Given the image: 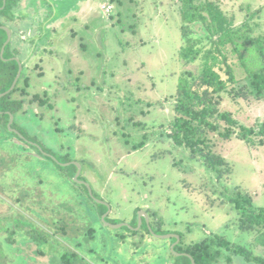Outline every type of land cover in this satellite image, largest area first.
Wrapping results in <instances>:
<instances>
[{"label": "rangeland", "instance_id": "rangeland-1", "mask_svg": "<svg viewBox=\"0 0 264 264\" xmlns=\"http://www.w3.org/2000/svg\"><path fill=\"white\" fill-rule=\"evenodd\" d=\"M209 1L234 15L235 24L247 20L255 35H264V11L248 20L264 0ZM179 6L178 0H20L18 20L7 19L9 30L18 33L0 60L12 61V53L22 66L13 96L21 107L7 131L21 135L20 130L26 142L13 136L0 147V219L14 218L28 234L43 235V224L56 221L52 208L61 211L69 202L74 225L83 230L88 222L94 231L86 253L99 248L103 257L100 262L85 254L77 264H169L176 242L156 238L150 225L180 237L183 245L217 235L249 251L246 261L225 250L229 260L216 264L264 259L254 244L259 231L240 230L241 218L229 201L239 192L250 195L255 208L264 207V93L257 96L250 81L240 79L234 93L221 98L220 110L236 121L237 134L242 127L254 133L227 140L209 133V151L224 161L215 171L199 154L171 143L173 98L182 74L193 69L178 53ZM104 7L111 8L109 14ZM16 150L23 155L13 161ZM71 165L76 187L68 179L73 170L64 169ZM21 166L23 175L16 172ZM83 187L93 204L85 201ZM65 194L70 201L62 199ZM100 206L107 208L104 221L93 214ZM32 209L37 220H29L40 227L26 219ZM140 213L148 217V232L143 222L138 225ZM56 237L46 247L53 262L63 247L80 253L62 238L63 245H56ZM39 247L26 248L42 252ZM13 251L0 245V264H20ZM39 263H45L42 257Z\"/></svg>", "mask_w": 264, "mask_h": 264}, {"label": "trees", "instance_id": "trees-1", "mask_svg": "<svg viewBox=\"0 0 264 264\" xmlns=\"http://www.w3.org/2000/svg\"><path fill=\"white\" fill-rule=\"evenodd\" d=\"M178 1L180 3V23L182 24L180 26L181 44L178 53L183 62L193 69H188L184 75L182 74L177 86L172 106L175 116L169 126V137L174 146L186 148L195 155L199 154L203 158L202 161L211 166L212 171H215L216 167L224 164V161L218 155L213 152L211 154L209 151V133H218L219 137L224 140L231 138L232 135L247 139L249 135L254 133L252 129L242 127L237 134L235 130L236 121L227 112L221 111L219 106L221 105L223 95L234 93L233 86L239 83L240 79L249 80L257 96H261L264 93V35H255L251 23L247 20L235 24L236 17L224 12L218 1ZM19 7L20 0H6L4 6L3 0H0V15L2 17H0V25L6 24L9 27L7 19L18 20L15 17V10H18ZM11 11H14V13ZM263 11V7L258 8L248 20L255 19ZM1 30L0 51L7 39L6 33ZM8 47L9 45L5 48L4 53ZM4 53L2 58H5ZM14 56L11 53L9 58L11 59ZM17 72L18 65L15 61L3 62L0 60V94L9 90ZM17 91L18 83L10 94L0 99V147L4 145L5 140L13 136L25 143L24 140L7 131L9 113L15 117L21 107L20 101L13 98ZM18 131L24 137L21 131ZM262 132H264V129H262ZM32 149L37 151L35 148ZM38 155L43 157L46 163L60 167L43 153L38 151ZM19 156L22 155L18 151L12 156L11 160L14 161ZM66 162H69V160ZM22 168V166L21 168H16L19 169L16 172L21 174ZM29 169L32 172L35 170V166H29ZM64 169L73 170L68 179L72 183L71 185L76 187L71 180L76 172V167L71 165ZM83 190L85 201L93 204L85 187H83ZM70 193V195L76 196L73 191H70ZM65 196L62 199L65 200L67 198L66 201H70L67 197L69 195L65 194ZM229 201L237 215L241 218L238 225L240 230L250 231L257 229L259 232L254 238V244L264 249V207L255 208L251 196L247 194L243 195L239 192L229 196ZM67 206H69V202ZM67 206L61 209V211L52 208V211L57 212L56 221H53L52 224H48L46 221L44 224L50 230L56 232V236L60 240L61 238L64 239L68 244L76 246L84 253L83 249L85 248L87 239H90V241H94L95 239L94 231L90 225L88 226V222L87 227L84 224L85 228L83 230L76 227L74 220L70 217L71 215L75 217V215L72 209ZM83 206L85 207L84 204ZM89 207L92 208L91 206ZM106 210L107 208L100 206L93 213L94 217L99 220ZM83 211L86 215L87 210ZM13 215L12 213L11 218L14 217ZM13 219L9 218L8 221L0 219V232L5 233L4 236L0 235V245L9 246L10 249L14 250L12 255L16 260L20 261V264H36V257H42L46 254L43 251L35 250V257H25L21 248L26 243L31 242L42 249V247L49 246L53 239H50V236L46 235V231L43 235L36 234L33 230H30L31 233L26 234L29 229L26 230L20 227L14 221L12 222ZM142 222L144 229L148 232L144 219ZM150 227L153 233L157 235L171 233L170 231L159 229L154 230L151 225ZM23 230L26 232H23ZM72 230L78 233L84 232V234L82 233L81 236L76 235V233L72 234ZM171 240V244L175 242V239ZM98 243L100 242L98 241ZM60 244L63 245L56 241V245ZM30 245L32 244H27V246ZM63 248L66 251L60 253L56 263L75 264L77 260L81 261L67 247ZM173 250L179 255L173 256V261H168L169 264H191L189 257L194 260L195 264H216L223 258L229 260L230 257L224 254L225 250L236 257H240L246 261L249 260V251L244 246L231 243L225 237L217 235H212V238L207 237L201 242L189 245H183L179 237V243ZM2 257L5 256L3 254L1 256L0 254V258ZM53 257L51 256V259L46 263L40 264H56L52 261ZM253 260L258 264H264V259L254 257Z\"/></svg>", "mask_w": 264, "mask_h": 264}, {"label": "flooded vegetation", "instance_id": "flooded-vegetation-1", "mask_svg": "<svg viewBox=\"0 0 264 264\" xmlns=\"http://www.w3.org/2000/svg\"><path fill=\"white\" fill-rule=\"evenodd\" d=\"M11 12H13V11H11ZM3 26H5V28H8L9 29V27L6 25V24H4ZM18 33V30L15 32H13L12 33V31H11V39H10V41H9V43L5 46V48L8 46V45H10L11 44V42H13V37H14V35H16ZM6 42V41H5ZM4 42V43H5ZM4 43H3V45H4ZM5 48H4V50H5ZM15 58H17L16 56H14L13 58H11L13 61H15L14 59ZM17 86V85H16ZM15 89V88H14ZM13 121H14V119H13ZM5 142H6V140H5ZM26 142V141H25ZM5 144V143H4ZM7 146H9L8 144H6ZM16 151H18V150H16ZM22 151H23V149H22ZM24 152V151H23ZM21 155H23V154H21ZM23 168H22V173H21V175H23L24 173H26V172H23ZM33 210L34 209H32V210H30V212H31V214H29L30 216H26V219L28 220V221H31L30 223L32 224H34V225H36V226H39L40 227V225H37V224H35L33 221H36L37 220V218H36V214H33ZM14 215V217H16V214L15 213H13ZM12 217V216H11ZM32 218V220H33V218L35 219V220H29V219H31ZM101 218L102 217H100V219L99 220H101ZM105 219V218H104ZM143 220V219H142ZM42 227H44V228H46L47 229V231H46V233H48V235L50 236V239H53L54 240V237H56V232H54V231H52V232H49L48 231V227L45 225V224H43V226ZM27 230V229H26ZM23 232H26V231H24L23 230ZM49 233H51V234H49ZM26 234H28V232L26 233ZM0 235H5V233H3V232H0ZM76 235H82V233L80 232V233H76ZM58 237V236H57ZM56 237V238H57ZM56 241H58V242H60V241H62V240H60L59 238H58V240H56ZM92 242V241H91ZM32 244L34 247H35V245L33 244V243H31V242H28V243H26V245L25 246H23L21 249L23 250V251H26L27 252V254L29 255V256H31V257H35L36 255H34L35 253V249L34 250H32V251H30V252H28L29 250H28V248H26L27 247V244ZM74 246V245H73ZM47 247V246H46ZM46 247H42V250H43V252L46 254V255H43L42 256V259H43V261H45V263L47 262V261H49V259H51L50 257L52 256L53 257V251L52 252H49V253H46ZM80 253H78V252H74L73 254H76V256L79 258V259H81V260H83L82 259V257L83 256H85V254H87V255H89V257L90 258H93V260H95V259H99L100 260V262H102L103 261V257H99L98 256V254H100L99 253V251H98V249L99 248H87V250H88V252L86 253V251H85V249L86 248H84L83 250H84V253L83 252H81V249H79V248H77L76 246H74ZM71 250V249H70ZM69 250V251H70ZM72 253V252H71ZM81 257H80V256ZM39 257H41V256H39ZM36 259H38V256L36 257ZM41 260V259H40ZM36 263H37V261H36ZM77 263H83L82 261H78L77 260ZM76 262H75V264H77ZM86 264H92V262L91 261H88V260H86V262H85ZM35 264V263H34ZM40 264V263H39Z\"/></svg>", "mask_w": 264, "mask_h": 264}, {"label": "water", "instance_id": "water-1", "mask_svg": "<svg viewBox=\"0 0 264 264\" xmlns=\"http://www.w3.org/2000/svg\"><path fill=\"white\" fill-rule=\"evenodd\" d=\"M5 2H6V0H3V6L5 5ZM3 30L5 31V33H6V35H7V40H6V42L4 43V45H3V49L1 50V53H0V56H1V57L3 56L4 47L9 43V41H10V39H11V31H10L8 28H5V27H3ZM21 73H22V66H21L20 64H18V72H17V75H16V77H15V79H14V81H13L11 87L9 88L8 91H6V92L0 94V99L3 98V97H5V96H7L8 94H10V93L14 90V88L16 87V85H17V83H18V80L20 79V75H21ZM9 118H10V121H9V124H8V128H10V126L12 125L14 117H13V115H11V114L9 113ZM13 133L15 134L16 132H13ZM15 135H17V137H18L19 139H23L21 135H19V134H15ZM30 145H31V144H30ZM50 159H51V158H50ZM67 165H69V164H66V166H67ZM75 165L80 169V167H79L78 164H75ZM77 176H78V175H77ZM77 176H76L75 179H74L75 181L78 180V177H77ZM86 187H88V185H86ZM140 214H141V215H139V218H138V225L140 226V225L142 224V219H144V221L148 224V217H147V215H146L145 213H140ZM104 218H105V217L102 216L101 220L104 221ZM123 225H124V224H123ZM123 225H111L110 227L113 228V229H118V228L123 227ZM154 236H155L156 238H158V239H175L176 244L179 242V237L176 236V235H170V234H167V235H155V234H154ZM176 244H175V245H176ZM175 245H173V246L171 247V251L173 252V254H175L176 256H178L179 254L176 253V252H174V250H173ZM182 255H185V254H182ZM187 256H188V255H187ZM188 257H189V256H188ZM189 258H190L191 264H195L194 260H193L191 257H189Z\"/></svg>", "mask_w": 264, "mask_h": 264}, {"label": "built area", "instance_id": "built-area-1", "mask_svg": "<svg viewBox=\"0 0 264 264\" xmlns=\"http://www.w3.org/2000/svg\"><path fill=\"white\" fill-rule=\"evenodd\" d=\"M106 15L110 13L111 11V8L110 7H104L103 10H102Z\"/></svg>", "mask_w": 264, "mask_h": 264}, {"label": "crops", "instance_id": "crops-1", "mask_svg": "<svg viewBox=\"0 0 264 264\" xmlns=\"http://www.w3.org/2000/svg\"><path fill=\"white\" fill-rule=\"evenodd\" d=\"M253 203H254V201H253ZM263 249V248H262ZM264 250V249H263Z\"/></svg>", "mask_w": 264, "mask_h": 264}]
</instances>
